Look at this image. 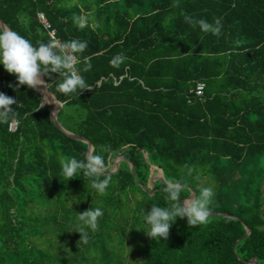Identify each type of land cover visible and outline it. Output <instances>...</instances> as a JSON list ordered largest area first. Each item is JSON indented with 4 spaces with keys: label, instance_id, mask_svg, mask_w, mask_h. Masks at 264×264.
<instances>
[{
    "label": "trees",
    "instance_id": "obj_1",
    "mask_svg": "<svg viewBox=\"0 0 264 264\" xmlns=\"http://www.w3.org/2000/svg\"><path fill=\"white\" fill-rule=\"evenodd\" d=\"M39 12L61 42L87 41L76 67L89 89L64 96L58 74L43 79L62 102L58 121L105 157L111 182L101 195L82 173L65 179L60 160H84L89 143L55 123L38 90L10 87L17 78L0 64L19 122L16 131L0 123V264H264V0H0V18L34 46L51 39ZM186 15L218 18L221 34ZM158 168L195 192L211 187L212 213L223 215L196 227L177 218L167 240L149 237L144 213L168 206L163 180L144 187ZM90 207L103 216L83 244L77 217ZM129 235L143 258L125 260Z\"/></svg>",
    "mask_w": 264,
    "mask_h": 264
},
{
    "label": "clouds",
    "instance_id": "obj_2",
    "mask_svg": "<svg viewBox=\"0 0 264 264\" xmlns=\"http://www.w3.org/2000/svg\"><path fill=\"white\" fill-rule=\"evenodd\" d=\"M185 21L193 26L198 24L205 33L210 32L217 36L221 34L222 24L218 18L213 23H209L204 19L196 20L186 15ZM75 23L82 29L87 25V18L84 16L76 17ZM86 48L87 41L73 39L68 42H61L55 38L50 39L48 43L40 42L38 46H34L31 41L8 26H0V64L9 74L16 76L18 81L17 85L9 86L18 88L27 85L30 89L42 90L44 95L40 107H43L45 103L53 102L60 107L54 94L48 91L47 83L43 79L44 76L50 77L53 73L58 74L59 79H62L57 84L56 90L64 96H70L76 93L78 89L83 91L90 88L76 67L79 62L76 54L83 53ZM125 59L126 57L122 53L117 54L110 60V64L119 67ZM84 64L83 71L91 70L90 58L86 57ZM40 86H43V89ZM15 104H17V99L0 92V123L9 124L10 128L11 122L15 120V110L12 107ZM53 115L55 116L56 113ZM101 150L108 152L109 158L113 155L109 146H102ZM60 165L61 174L67 181L82 173L90 181L91 188L101 195L106 192L110 185L111 174L105 157L94 154L91 150L85 153L84 160H77L74 157L62 158ZM102 176L104 179H99ZM164 183L163 191L166 193L168 206L152 205L150 212L144 213L145 222L150 226V229L147 230L149 237L155 240L160 238L167 240L170 229L177 218H187L190 227L209 222L212 215L211 205L215 196L211 187L201 186L198 191L196 190L198 193L196 194L189 188L183 177L179 180H165ZM185 190L191 191V195L181 200V193ZM102 216L103 211L100 207L95 209L90 207L78 214L77 219L80 223L76 232L81 234L79 243H88V229L94 232L98 227V220Z\"/></svg>",
    "mask_w": 264,
    "mask_h": 264
},
{
    "label": "water",
    "instance_id": "obj_3",
    "mask_svg": "<svg viewBox=\"0 0 264 264\" xmlns=\"http://www.w3.org/2000/svg\"><path fill=\"white\" fill-rule=\"evenodd\" d=\"M3 25L8 26L7 23H5V22L0 18V26H3ZM8 27H9V26H8ZM9 28H10V27H9ZM40 87H41V89H43L42 86H40ZM47 87H48V86H47ZM48 91H50L51 93H53L49 88H48ZM39 92L42 94V96L44 95L43 92H42V90H40ZM53 94H54V93H53ZM54 96H55V94H54ZM55 98H56V96H55ZM50 99H51V98H50ZM56 100H57V103H58L59 105L62 104V102L59 101L57 98H56ZM46 105H49L50 110H51L52 118H53V120L55 121V123H56L58 126H60L62 129H64V130H65L67 133H69L71 136L76 137V138H78V139H82V140L87 141V142L89 143V150L93 151V145H92V143H91L89 140H87V139H86L85 137H83V136H80V135H77V134H73V133L67 131L64 127H62L61 123H60V122L58 121V119H57V111H58V105H57V104H55L54 102H53V103H45V104L43 105V107L46 106ZM53 113H56V115L54 116ZM122 159H125V157H123V156H119V157H116V158H115L114 163L116 164V167H115V169H111L110 172H112V171H116V170L119 168V165H120V162H121ZM109 166H111V164H109L108 167H109ZM131 167H132V171H133V173L135 174V168H134V165L131 164ZM158 169H159V173H158L157 175H155V176H153V175L151 174L150 177H149V180H148V184H147L146 186H144L145 189H146L147 191H149L150 189L153 188L152 185H151V181H152V180H155L156 178H160V177H162V178H160V179L163 180V181L165 182L166 179H165V176H164V174H163L162 169H160V168H158ZM192 191H193L194 193H196L194 190H192ZM212 215H223V213H212ZM249 233H250V230H249ZM256 263H257V262H256Z\"/></svg>",
    "mask_w": 264,
    "mask_h": 264
},
{
    "label": "rangeland",
    "instance_id": "obj_4",
    "mask_svg": "<svg viewBox=\"0 0 264 264\" xmlns=\"http://www.w3.org/2000/svg\"><path fill=\"white\" fill-rule=\"evenodd\" d=\"M112 169H115V167H113ZM154 180L151 181V183H153ZM264 189V186H263ZM263 208H264V204H263ZM53 232H47V234L45 235V237L47 236H51ZM55 235H52L51 238L53 239ZM128 240H126L125 242V252H124V257L125 260L127 261H136L137 259H141L143 258V255L140 253V250L138 248V242L142 241L141 239H134L133 237H131L130 235L128 236ZM56 240V239H55ZM118 240H116L115 242H117ZM46 242H48V240H46ZM76 243V240L68 241L65 243L66 245V253L67 254H72L74 251V245Z\"/></svg>",
    "mask_w": 264,
    "mask_h": 264
},
{
    "label": "built area",
    "instance_id": "obj_5",
    "mask_svg": "<svg viewBox=\"0 0 264 264\" xmlns=\"http://www.w3.org/2000/svg\"><path fill=\"white\" fill-rule=\"evenodd\" d=\"M38 16H39L40 20L45 24V26L49 29V35H50L51 39L55 38V39H58L60 41V39L56 36V30L51 29V24L47 21L44 13L39 12ZM205 89H206V83L203 81H198L192 91H194L197 96L202 97L205 94ZM18 124H19L18 120L15 119L13 122H11V128L9 126V129L11 131H16L18 128Z\"/></svg>",
    "mask_w": 264,
    "mask_h": 264
},
{
    "label": "bare ground",
    "instance_id": "obj_6",
    "mask_svg": "<svg viewBox=\"0 0 264 264\" xmlns=\"http://www.w3.org/2000/svg\"><path fill=\"white\" fill-rule=\"evenodd\" d=\"M43 87V86H42ZM43 92V91H42ZM43 94H44V92H43ZM51 97H49V99H50Z\"/></svg>",
    "mask_w": 264,
    "mask_h": 264
}]
</instances>
